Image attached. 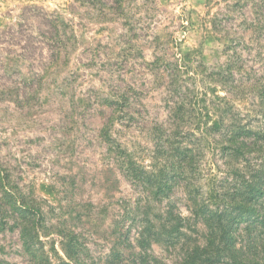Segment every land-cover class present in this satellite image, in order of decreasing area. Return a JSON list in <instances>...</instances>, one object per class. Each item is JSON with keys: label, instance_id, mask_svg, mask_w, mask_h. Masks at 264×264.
<instances>
[{"label": "rangeland", "instance_id": "1", "mask_svg": "<svg viewBox=\"0 0 264 264\" xmlns=\"http://www.w3.org/2000/svg\"><path fill=\"white\" fill-rule=\"evenodd\" d=\"M236 1L133 0L130 11L138 5L141 22L128 30L116 0H0V176H8V195H23L39 209L37 220L47 227L39 230L44 255L53 264L64 258L59 233L76 235L88 264H154V256L164 264L180 261L178 249L154 244V213L189 218L185 183L176 180L169 198L156 203L144 179L162 171L170 181L177 150L190 147L181 138L165 141L180 131L169 117L179 96L168 84L175 74L179 83L188 81L187 60L216 70L226 63L228 39L241 37L246 71L264 82V62L255 58L264 55V36L247 28L257 18V0L238 9ZM127 5L122 2L124 12ZM184 53L189 59H181ZM117 95L125 100L118 120L107 102ZM246 98L241 110L263 111L255 94ZM106 126L133 155L139 178L120 168L102 137ZM217 141L209 138L212 146L197 159L201 184L206 176L215 185L230 180ZM5 208L11 225L17 214ZM182 230L201 243L200 226ZM28 261L19 230L0 229V264Z\"/></svg>", "mask_w": 264, "mask_h": 264}, {"label": "trees", "instance_id": "2", "mask_svg": "<svg viewBox=\"0 0 264 264\" xmlns=\"http://www.w3.org/2000/svg\"><path fill=\"white\" fill-rule=\"evenodd\" d=\"M123 1L116 0L120 9L118 16H123V24L128 30L135 29L133 24L138 27L141 22L139 18L136 20L134 14L139 11V6L136 5L135 11L131 12L129 6L133 0H128L124 12L121 9ZM241 2L253 4L254 0H237L232 6L238 9ZM256 4L259 7L255 10L257 18L247 28L253 27L260 38L264 36V0H257ZM241 42V37L228 39V44L222 49L226 63L216 70L208 71L201 62L193 67L187 60L185 67L189 74L188 81L184 82V79L179 83L180 75L175 74L168 84L170 88L174 86L172 95L179 96L173 103L174 108L169 117L174 129L180 131L168 134L165 141L181 138L190 147L177 150L171 166L172 183L164 177L162 171L154 176L146 175L144 182L156 203L169 198L168 192L172 184H177L176 180L184 182L187 188L191 213L189 218L172 211L164 216L154 213V222L158 221V224L154 223V244L164 246L172 253L178 249L181 257L175 264H264V126L253 125L254 122L264 121V109L255 111L239 108L251 93L258 97L264 108V82L260 83L261 78L253 80L254 70L246 71L244 59L239 53ZM190 56V53H184L181 59H189ZM255 58L264 62L261 53ZM156 61L155 66L159 64ZM173 68L176 72L179 69L176 63ZM195 78H199L198 81ZM185 83L191 87H185ZM197 86L200 90L195 93ZM107 102L114 111L113 119H122L118 116L123 113L121 108L125 106L124 97H109ZM187 104L191 107L187 108ZM109 127L102 130V137L114 149L120 168L127 177L139 178L136 160L116 143ZM180 128L186 129L182 131ZM215 137L218 141L213 147H218L229 161L226 163L230 168V180L215 185L214 176H206V183L201 184L203 170L201 164H197V159L202 158L204 151L212 146L208 139ZM182 140L177 144L182 143ZM195 152L196 155H193ZM8 186V176H0V229L5 230L7 227L8 230H19L22 246L29 256L28 264H53L44 255L40 231H46L47 227L37 220L39 209L32 208L23 195H8ZM5 206L17 214V217L12 218L11 225L6 222L8 213L5 212ZM184 225L189 228L200 226L203 229L201 243L182 230ZM156 226L159 231H155ZM43 234L46 237V233ZM58 236L64 252V258L58 256V264H88L79 257L83 249L75 234L59 233ZM154 264L164 263L154 256Z\"/></svg>", "mask_w": 264, "mask_h": 264}]
</instances>
